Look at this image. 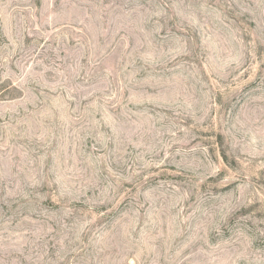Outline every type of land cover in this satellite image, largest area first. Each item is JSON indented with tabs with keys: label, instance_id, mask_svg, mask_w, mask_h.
I'll use <instances>...</instances> for the list:
<instances>
[{
	"label": "rangeland",
	"instance_id": "1",
	"mask_svg": "<svg viewBox=\"0 0 264 264\" xmlns=\"http://www.w3.org/2000/svg\"><path fill=\"white\" fill-rule=\"evenodd\" d=\"M0 264H264V0H0Z\"/></svg>",
	"mask_w": 264,
	"mask_h": 264
}]
</instances>
